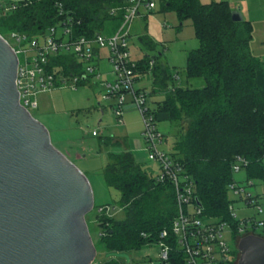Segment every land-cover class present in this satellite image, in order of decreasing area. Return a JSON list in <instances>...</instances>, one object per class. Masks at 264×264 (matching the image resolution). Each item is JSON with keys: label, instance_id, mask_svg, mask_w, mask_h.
Returning a JSON list of instances; mask_svg holds the SVG:
<instances>
[{"label": "trees", "instance_id": "obj_1", "mask_svg": "<svg viewBox=\"0 0 264 264\" xmlns=\"http://www.w3.org/2000/svg\"><path fill=\"white\" fill-rule=\"evenodd\" d=\"M119 0H23L17 8L0 9V34L22 32L35 36L46 32L61 18L58 4L67 14L81 20L76 34L93 35L119 18H111L109 9ZM164 11H176L181 22L191 18L199 47L187 54L186 76L203 78L201 88L178 86L172 67L162 54L139 61L148 71L149 61L154 89L164 95L154 108L175 124L173 157L183 162L196 183L199 203L206 217L226 220L231 217L228 185L233 180L232 165L238 156L248 180L264 182V59L251 50L253 24L250 20L233 21V8L227 1L203 4L200 0H161ZM149 50L156 44L147 35L139 37ZM65 74H80L82 66L74 56L53 58ZM82 82L81 84H83ZM80 84V85H81ZM103 138V137H101ZM107 147L119 144L113 137L102 139ZM103 169L106 184L120 196L118 205L125 213L115 220L94 207L104 250L131 251L156 243L164 229H170L178 214L175 188L160 183L151 167L139 164L130 149L109 152ZM103 206V205H102ZM103 264H120L115 260Z\"/></svg>", "mask_w": 264, "mask_h": 264}, {"label": "built area", "instance_id": "obj_2", "mask_svg": "<svg viewBox=\"0 0 264 264\" xmlns=\"http://www.w3.org/2000/svg\"><path fill=\"white\" fill-rule=\"evenodd\" d=\"M161 0H119L109 9L111 18H119V24L112 30L106 28L93 35L76 34L81 20L67 14L62 4H58L60 19L56 24L40 35L11 32L10 38L3 36L12 46L18 57L16 85L20 104L31 114L38 109L37 96L40 92L59 87H77L82 83H91L96 78L103 86L101 99L112 103L110 106L119 125H125L124 115L131 106L140 112L143 129L141 138L144 152L151 163L158 166L156 179L160 183H172L175 188L178 214L170 229H164L159 236L162 264H238L239 251L231 248L227 241L228 231L236 235V244L247 235L258 234L264 229V209L258 206L254 197L236 182L228 185L229 193L237 196L248 208L257 207V214L238 219L235 213L236 200L229 205L231 217L239 221L236 226L226 220L206 217L199 204L195 180L187 174L182 161L163 149L165 136L157 126V114L148 104V93L136 88V82L145 73H151L155 59L149 61L148 71H141L140 60H133L130 50L133 23L154 11ZM17 8V3L6 7V12ZM103 49L108 50L105 56ZM21 54L23 59H21ZM71 55L82 66L80 74H65L61 65H54L53 58ZM107 60L110 69L103 73L100 64ZM107 78L103 79V76ZM128 97L131 98L128 104ZM98 135V131L93 132ZM247 160L238 156L233 172H239ZM110 205L98 207L99 214L108 213ZM101 232L100 235H104Z\"/></svg>", "mask_w": 264, "mask_h": 264}, {"label": "water", "instance_id": "obj_3", "mask_svg": "<svg viewBox=\"0 0 264 264\" xmlns=\"http://www.w3.org/2000/svg\"><path fill=\"white\" fill-rule=\"evenodd\" d=\"M232 19H244L240 9ZM18 63L0 34V264H93L91 182L20 104ZM237 248L238 264H264V237L244 236Z\"/></svg>", "mask_w": 264, "mask_h": 264}, {"label": "rangeland", "instance_id": "obj_4", "mask_svg": "<svg viewBox=\"0 0 264 264\" xmlns=\"http://www.w3.org/2000/svg\"><path fill=\"white\" fill-rule=\"evenodd\" d=\"M5 0H3L4 2ZM23 0H18L19 3ZM212 1H227L234 9H240L244 19L253 24V37L251 50L257 57L264 59V0H200L207 4ZM114 24H108L110 31ZM133 35L130 41V50L133 60H143L147 55L154 56L162 54L161 59L166 61L174 70L175 83L178 86H190L201 88L205 85L203 78H188L186 76V62L189 51L199 47L195 27L191 18L180 21L176 11H164L161 3L157 8L148 13L144 18L133 23ZM10 33H5L12 43ZM147 34L156 44V49L149 50L140 41L139 37ZM106 56L108 50L103 49ZM21 59L23 55L21 54ZM107 60H103L100 69L103 73L110 69ZM107 78L104 74L103 79ZM154 78L152 73H145L136 82V88L146 91L149 95L148 104L154 109L157 102L164 95L154 89ZM103 86L96 78H91V83H83L74 89L72 87H59L50 91L40 92L37 96L38 109L32 110V115L44 124L51 134L53 144L62 152L71 151L68 157L89 178L94 196L95 205H110L111 210L107 215L115 220H122L125 213L118 205L119 191L110 188L105 181L103 169L108 160L109 152H120L122 145H112L109 152L99 151V139L92 135V130L102 132V137L126 136L127 141L136 138V135L127 133L143 129L142 117L136 109H127L125 113L126 125H119L110 102L101 99ZM130 99L128 98V101ZM101 106H98V103ZM157 126L165 136L163 149L172 151L175 139V124L167 119L163 113H158ZM139 137V136H138ZM86 146L82 160L76 158L75 150H82ZM136 161L145 167H151L154 174L158 173V166L149 162L146 154H140ZM264 162V158H263ZM234 182L246 186V190L258 198V206L264 209V182L261 179L248 180L246 172L241 169L233 173ZM231 200H236L235 213L239 220L247 216H254L257 207L248 208L237 196L229 193ZM91 238L97 249V256L93 264H103L106 261L115 260L120 264H162L160 260L161 248L158 244L144 245L139 249L131 251L104 250L100 244L101 229L96 222L94 210L86 216ZM258 234H264V229L257 230ZM227 241L231 248L237 249L236 235L230 231L227 233Z\"/></svg>", "mask_w": 264, "mask_h": 264}, {"label": "crops", "instance_id": "obj_5", "mask_svg": "<svg viewBox=\"0 0 264 264\" xmlns=\"http://www.w3.org/2000/svg\"><path fill=\"white\" fill-rule=\"evenodd\" d=\"M16 1H18V0H5L4 2H3V0H0V9H5L8 6H10L12 4H15ZM128 98L130 99L128 101V104H129L130 101H131V98L130 97H128ZM101 105L102 104L99 102L98 103V106H101ZM127 109L130 110V109H134V108L131 106V104H129V106H128ZM166 117L168 119V116L167 115H166ZM124 119H125V115H124ZM125 125H126V121H125ZM94 131H98V130L93 129L92 130V135L98 137V139H99V142L98 143H99V151H100V153H102V152H109V149H111V146L110 147H107L104 143H102V139L104 138V137L101 138L102 137L101 136L102 135V132L98 131L99 134L98 135H94L93 134ZM141 132H142V128L140 130H137V131H133V130L128 131L127 133H130V134H133V135H136L137 134L136 135L137 136L136 138H131L128 141H127V137L126 136H109V137H113L114 141H119L120 142V145H122L123 148L130 149L133 152V154L135 156V159L136 158L138 159V156L141 153L143 155L145 154V152L143 150L144 149L143 148L144 147V143H143V140L141 138ZM165 140H166V138H165ZM81 149L82 150H80V151H79V149L78 150H75V156H76V158H79V159H82L83 160L86 157V155L84 154V151L86 149V146H82ZM64 153L67 154V155H69V153H71V151H69V149H68ZM108 160H109V158H108ZM108 160H107V162H108ZM107 162H106V164H107ZM83 171H85V170H83ZM84 173L86 174V172H84Z\"/></svg>", "mask_w": 264, "mask_h": 264}]
</instances>
